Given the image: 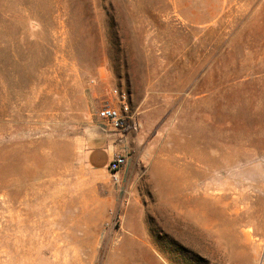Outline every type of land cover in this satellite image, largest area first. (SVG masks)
Here are the masks:
<instances>
[{"label": "rangeland", "instance_id": "obj_1", "mask_svg": "<svg viewBox=\"0 0 264 264\" xmlns=\"http://www.w3.org/2000/svg\"><path fill=\"white\" fill-rule=\"evenodd\" d=\"M0 264H264V0H0Z\"/></svg>", "mask_w": 264, "mask_h": 264}, {"label": "built area", "instance_id": "obj_2", "mask_svg": "<svg viewBox=\"0 0 264 264\" xmlns=\"http://www.w3.org/2000/svg\"><path fill=\"white\" fill-rule=\"evenodd\" d=\"M114 96L116 98V103L102 107L97 111L96 115L100 121L107 123L111 129L123 131L129 124V105L127 96L124 92L119 93L117 91H114ZM134 126L133 128H135ZM125 165L126 160L123 156H115L109 162L107 169L111 173L116 174Z\"/></svg>", "mask_w": 264, "mask_h": 264}, {"label": "crops", "instance_id": "obj_3", "mask_svg": "<svg viewBox=\"0 0 264 264\" xmlns=\"http://www.w3.org/2000/svg\"><path fill=\"white\" fill-rule=\"evenodd\" d=\"M103 123L108 129L104 130V134L98 137V143L86 155L89 166L99 171L107 170L113 157L123 156L125 149L124 141L120 138L121 132L108 134V130L112 131L113 129L107 123Z\"/></svg>", "mask_w": 264, "mask_h": 264}, {"label": "trees", "instance_id": "obj_4", "mask_svg": "<svg viewBox=\"0 0 264 264\" xmlns=\"http://www.w3.org/2000/svg\"><path fill=\"white\" fill-rule=\"evenodd\" d=\"M124 130H126V127L124 128Z\"/></svg>", "mask_w": 264, "mask_h": 264}]
</instances>
